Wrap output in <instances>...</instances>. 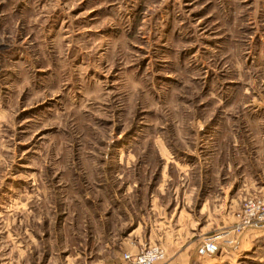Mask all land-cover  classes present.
I'll return each mask as SVG.
<instances>
[{
  "label": "rangeland",
  "instance_id": "rangeland-1",
  "mask_svg": "<svg viewBox=\"0 0 264 264\" xmlns=\"http://www.w3.org/2000/svg\"><path fill=\"white\" fill-rule=\"evenodd\" d=\"M262 136L264 0H0V241L36 233L30 262L264 264V235L226 245L264 193L229 207L210 165Z\"/></svg>",
  "mask_w": 264,
  "mask_h": 264
},
{
  "label": "crops",
  "instance_id": "crops-1",
  "mask_svg": "<svg viewBox=\"0 0 264 264\" xmlns=\"http://www.w3.org/2000/svg\"><path fill=\"white\" fill-rule=\"evenodd\" d=\"M258 142L262 143L260 147H256L255 145V151L252 149L254 155H252L250 158L247 155H240L239 161H235L234 158H237L234 156L230 151L228 153L223 155V162L221 164H217L213 160V164L211 165L212 168V176L217 173H220L223 175L222 179H220L218 182V187L222 191L224 198V202L229 201V207L232 206V203L234 200L231 198V192L236 191L239 196L242 194H247L249 191H257V192H263L264 193V136L261 137V139H258ZM247 147V146H246ZM260 148V149H259ZM247 149V148H246ZM244 154V153H243ZM221 158V155L219 154L214 159ZM218 169V170H217ZM217 170V171H215ZM216 180V179H215ZM216 186V185H215ZM215 190V189H213ZM216 201V198L209 199ZM231 211V209H230ZM258 233V235H264V230L262 231H252L251 233ZM249 233V232H248ZM5 234V241H0V264H38L35 262H30V259H32L33 254L36 255L35 259H38V256L40 254V248H39V242L37 241V234L36 233H4ZM133 233H127L126 238L124 241H122L118 248L112 251H125V252H134L138 250V248L134 247L132 248L130 246V238ZM136 234V233H135ZM167 234V233H166ZM175 240L171 242H167V240L164 241L163 247L165 248V252L171 248V246H175L177 253L183 254L186 250H184L183 246V235L179 236L178 240V233H173ZM183 234V233H182ZM162 235V234H161ZM136 236V235H135ZM141 236V235H140ZM139 236V238H140ZM153 230H150V233L148 235V239L151 241L153 238ZM181 237V238H180ZM247 239L246 233L242 235L239 238L238 243L241 244L243 241ZM192 247V253L196 254L197 249L199 247V244L195 247V244L191 246ZM106 249H108L110 252V246H106ZM47 251V250H46ZM44 250L43 253H46ZM54 249H52L50 252L47 251V253L51 256H49L48 260L44 264H67V255L64 256L63 261H55L52 260L54 258ZM62 253V251H61ZM199 259V257H198ZM194 260L195 258H191L187 264H195ZM108 263L110 264H118L119 262L114 260H108ZM177 264V262H175Z\"/></svg>",
  "mask_w": 264,
  "mask_h": 264
},
{
  "label": "built area",
  "instance_id": "built-area-1",
  "mask_svg": "<svg viewBox=\"0 0 264 264\" xmlns=\"http://www.w3.org/2000/svg\"><path fill=\"white\" fill-rule=\"evenodd\" d=\"M237 223L233 233V239L226 245L236 242L242 235L252 231L264 230V196L253 197L244 200L237 215ZM219 252V243L216 239L203 241L197 249L200 256H211ZM165 253L162 248L149 246L136 255L125 254L124 260L128 264H156L163 261Z\"/></svg>",
  "mask_w": 264,
  "mask_h": 264
}]
</instances>
